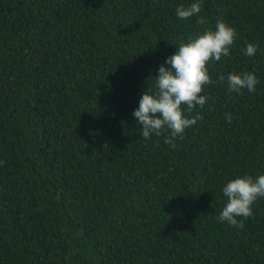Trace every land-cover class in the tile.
Returning a JSON list of instances; mask_svg holds the SVG:
<instances>
[{"label":"trees","instance_id":"trees-1","mask_svg":"<svg viewBox=\"0 0 264 264\" xmlns=\"http://www.w3.org/2000/svg\"><path fill=\"white\" fill-rule=\"evenodd\" d=\"M194 2L0 0V264H264V199L243 229L217 219L228 180L264 175V0H203L237 39L175 149L133 116L204 30L175 14ZM242 72L256 91L229 93Z\"/></svg>","mask_w":264,"mask_h":264},{"label":"clouds","instance_id":"clouds-1","mask_svg":"<svg viewBox=\"0 0 264 264\" xmlns=\"http://www.w3.org/2000/svg\"><path fill=\"white\" fill-rule=\"evenodd\" d=\"M202 4L203 0H197L189 6L179 5L175 9L180 20L197 16L196 22L204 30L195 38L189 37L187 42L180 41L175 53L159 67L153 89L142 94L133 116L141 126L143 140H151L153 134L160 136L163 133L164 143L172 149L177 147L175 141L183 140L185 130L202 119L199 112L191 118L185 113H192L197 107L203 109L209 99L203 94L207 86L215 83L209 73V65L219 62L222 57H229L237 39L236 29L222 19L216 21L214 29L207 27L208 21L200 16ZM258 47L255 43H247L244 54L255 56ZM224 80L223 75L219 76V81ZM259 83L254 72L227 75L229 93L242 94L245 89L254 93ZM226 119L231 123L230 114H226ZM222 193L226 204L217 217L218 222L243 229L244 221L254 216L253 205L264 199V175L254 178L245 174L230 179Z\"/></svg>","mask_w":264,"mask_h":264}]
</instances>
